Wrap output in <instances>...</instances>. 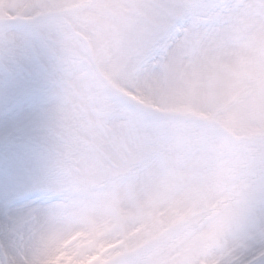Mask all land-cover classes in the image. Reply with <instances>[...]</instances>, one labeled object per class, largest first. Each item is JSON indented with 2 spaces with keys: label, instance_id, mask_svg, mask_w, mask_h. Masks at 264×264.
I'll list each match as a JSON object with an SVG mask.
<instances>
[{
  "label": "snow or ice",
  "instance_id": "6c2138e0",
  "mask_svg": "<svg viewBox=\"0 0 264 264\" xmlns=\"http://www.w3.org/2000/svg\"><path fill=\"white\" fill-rule=\"evenodd\" d=\"M0 86V264H264V0H0Z\"/></svg>",
  "mask_w": 264,
  "mask_h": 264
},
{
  "label": "rangeland",
  "instance_id": "374dc122",
  "mask_svg": "<svg viewBox=\"0 0 264 264\" xmlns=\"http://www.w3.org/2000/svg\"><path fill=\"white\" fill-rule=\"evenodd\" d=\"M6 99H7L6 90L2 86H0V108L4 106V104L6 103Z\"/></svg>",
  "mask_w": 264,
  "mask_h": 264
},
{
  "label": "clouds",
  "instance_id": "9594fccd",
  "mask_svg": "<svg viewBox=\"0 0 264 264\" xmlns=\"http://www.w3.org/2000/svg\"><path fill=\"white\" fill-rule=\"evenodd\" d=\"M98 191H103V189H98ZM72 241H69V244H71ZM59 264H65V260H60Z\"/></svg>",
  "mask_w": 264,
  "mask_h": 264
},
{
  "label": "bare ground",
  "instance_id": "6f19581e",
  "mask_svg": "<svg viewBox=\"0 0 264 264\" xmlns=\"http://www.w3.org/2000/svg\"><path fill=\"white\" fill-rule=\"evenodd\" d=\"M13 11H15V9H13Z\"/></svg>",
  "mask_w": 264,
  "mask_h": 264
}]
</instances>
